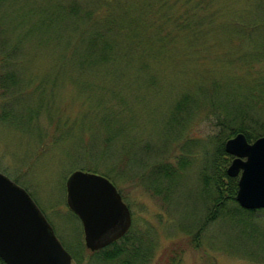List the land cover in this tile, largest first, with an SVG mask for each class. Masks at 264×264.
Returning <instances> with one entry per match:
<instances>
[{"label": "rangeland", "instance_id": "rangeland-1", "mask_svg": "<svg viewBox=\"0 0 264 264\" xmlns=\"http://www.w3.org/2000/svg\"><path fill=\"white\" fill-rule=\"evenodd\" d=\"M169 2L181 17L185 0ZM150 3L156 0H0V172L29 193L76 255L72 264H94V257L66 204L65 181L90 168L111 177L122 195L133 234L149 250L146 264H264V216L206 219L212 199L202 179L214 164L223 112L210 110L209 96L193 104L201 86L220 85L219 106L229 87L264 78V0L188 1L195 10L189 29L157 22L152 29L151 17L139 15ZM109 19L134 24L145 43L127 59L109 51L106 62L74 71V48L85 49L82 37L95 26L105 33ZM111 44V51L126 49ZM183 94L186 110L175 112ZM99 149H106L100 158ZM179 166L171 186L158 176ZM154 177L160 197L148 189Z\"/></svg>", "mask_w": 264, "mask_h": 264}, {"label": "water", "instance_id": "water-1", "mask_svg": "<svg viewBox=\"0 0 264 264\" xmlns=\"http://www.w3.org/2000/svg\"><path fill=\"white\" fill-rule=\"evenodd\" d=\"M223 148L233 156L226 173L238 176L235 199L239 206L264 208V136L249 142L238 132ZM65 190L66 204L80 220L90 251L106 247L130 228V209L106 176L75 169L66 178ZM0 258L5 264H72L71 254L29 193L1 172Z\"/></svg>", "mask_w": 264, "mask_h": 264}, {"label": "trees", "instance_id": "trees-1", "mask_svg": "<svg viewBox=\"0 0 264 264\" xmlns=\"http://www.w3.org/2000/svg\"><path fill=\"white\" fill-rule=\"evenodd\" d=\"M169 1L170 0H156L155 4H146L139 15L151 17L149 26L152 29L155 22H157V24L159 23L157 25L158 28H163L164 25L165 27H168L170 24H172L173 29H189V17H191L195 12V10H190L192 8L190 7L192 5L191 3L189 6L190 9H188L187 2H191V0H185V2L183 3L186 9L181 17L175 16L173 14L174 12L172 11V9L174 5L170 4ZM107 4L108 3H105V5ZM194 5L195 4H193V8H195ZM100 6L102 5L100 4ZM86 14L87 17H89L90 13L87 12ZM135 24L137 25V23ZM133 25L134 24L129 22L115 25L114 20H105L104 24L102 25L105 29V33L103 34L100 32V30H97V28H99L98 26L93 27L92 32L88 35V38L82 37V41H84L86 46L85 49L80 50L78 47L74 48V50L80 51V55L77 59V61L80 63V66L78 65L73 70L79 73H83L84 71L86 72L87 70H90L92 68L86 67L84 64L90 65L106 62L108 60L109 51L115 52L112 57L116 58L118 55H121V57L127 59V57L130 55V49H132L133 47L141 46L145 43V37H141L138 31V27ZM242 28L249 29L245 28V26H241V29ZM252 28L256 29L258 27L254 25ZM235 29L240 30V27L235 26ZM110 33L117 37V39L115 38L114 40L111 39V37H108L107 35H110ZM121 40L123 42H121ZM113 41L115 43H118L120 41L121 45L125 44L126 49H120L123 51V53L116 50L111 51V49H108L109 47L113 46V44H111V42L113 43ZM157 42H161L158 37ZM216 85L213 84V87L211 89L201 86L198 89L199 91L197 98L194 99L195 103H193L194 106L195 104L199 105L198 103H203V99L209 96V101L207 102V104L209 103L211 105L210 110H212V112H223L217 114L218 122L215 125L217 128V148L215 151V156L213 158L214 164L212 165L211 171L209 173L205 172L203 174L202 179L205 185L204 191H206V193H208V197L210 196L212 199V206L207 214L206 219H214L221 216L235 217L238 219L239 217L243 216L244 213H249L251 215L257 213L258 215L264 216V208L248 210L240 207L237 204L235 194L237 191L238 179H236L235 177H229L226 173V168L233 159V156L227 154L223 148L224 142L229 137L234 136L238 132L244 133L246 139L249 142H252L259 136H264V116L259 115L261 114V112H264V78L259 75L257 76V78L251 79L248 84L244 85L241 88L229 87L225 102L219 101V106H215V104L213 103V99L217 98V87H220V85ZM225 89L227 88L225 87ZM15 99L16 98L13 97V100ZM101 101L102 100H99L96 105V108L100 111H102L103 107H105H100ZM188 101V96L183 94V96L175 104V112L186 110L185 106ZM44 110H46L45 107ZM89 151L92 150L89 149ZM105 151L106 149H99L97 153L99 155L98 157L100 158L102 155H104ZM180 168L181 166L175 168H165L164 173H161L158 176H165V180H167V182L170 183L169 186H171L172 182L176 183L181 176L182 170ZM88 170L91 172H96L95 169L90 168ZM103 175L112 180L108 175ZM160 177H154L153 180L159 179ZM159 185L160 182L155 180V182H153V185H150L148 187V189L151 190V193L155 197L162 196L160 195L161 188H159ZM161 199L165 200L166 198L163 197ZM227 202L235 203L236 208L228 207ZM69 253L72 256V260L78 262L76 255L71 251ZM89 254L90 256L94 257V264L99 262H102L104 264H146V260L149 259V250L147 247H143L141 239L133 234L132 225L122 237L113 241L100 250H89ZM177 255L178 254L174 252L172 256L175 258L177 257ZM0 264H5L1 260V258Z\"/></svg>", "mask_w": 264, "mask_h": 264}]
</instances>
